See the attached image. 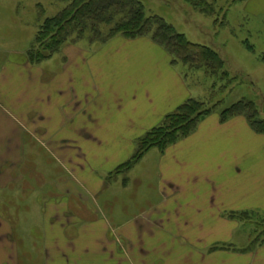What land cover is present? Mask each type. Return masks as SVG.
<instances>
[{"label":"rangeland","instance_id":"1","mask_svg":"<svg viewBox=\"0 0 264 264\" xmlns=\"http://www.w3.org/2000/svg\"><path fill=\"white\" fill-rule=\"evenodd\" d=\"M71 1L0 0V71L4 64H9V71L2 78L11 77V87L8 90H15V96L27 89H34L27 80L28 75L25 74L24 67L29 63L28 51L35 43L40 26L47 18L61 12ZM139 1L143 3L147 16L158 15L172 24L179 33L184 34L189 41L209 46L219 52L225 62V71H228L233 79L231 85L225 91L221 90L222 82L207 76L203 70L190 72L187 66L180 62L173 64V58L165 51L174 72L183 78L187 85L188 99H198L212 111L189 136L180 138L164 150L152 148L135 167L123 173H116V168L134 154L138 140L147 131L161 125L166 117L154 120L147 118L121 129H116L107 122L110 118L112 120V116H107V113L113 109L109 95L119 96V88L122 86H119L122 73H119L121 69L118 67L137 62H157L160 58H150L152 55L146 54L143 46L131 45L132 40L122 36H115L107 42H91L89 32L81 39L76 35L72 36L50 59L33 67L40 66L43 69L41 74L47 82L50 80L46 87L50 88L54 100L60 88L69 87L68 83L53 82L54 78L61 76L62 79H72V87L78 93L79 102H84L81 108L100 112L103 119L107 118L102 119L101 125L104 129L103 134H99L104 136L105 143L101 146L91 141L87 143L89 148L85 146L83 150H75L78 155L71 159L74 164L64 156V160L60 162L47 149L43 150V155L40 154V166L32 164V160L28 161L31 173L38 172V168H41V173L45 174L38 189L45 193L55 191L54 188L76 189L77 185L72 179L76 161L84 165L82 168L85 167L83 172L78 168V184L95 190L102 189L104 196L99 199L100 204L105 199V202L109 200L103 204L106 207L104 213L111 215L117 209L125 208L129 213L124 217L129 218L133 213L158 204L161 200V189L169 190L167 182H173L182 190L209 188L208 180L212 179L210 177L218 172V167L227 166L226 159H229L232 160V164L228 162L231 166L243 169V173H240L243 177L237 186L234 180L230 188L235 190L236 187L242 196H250L254 206L246 212L256 215H253L252 220L237 221L240 224L235 240L222 245L221 250L241 252L243 249H249L254 240H257L255 245L263 243L264 198L261 195L264 194V181L255 183L252 180L253 176H256L255 173L247 174V171L264 169V164L261 167L255 165L259 159L264 158V135L256 134L242 115L230 118L229 120L236 119L223 127L226 122L221 121L220 114L232 104L246 100L254 101L260 111V117L264 118V0H252L248 7L250 12L245 8L249 0H207L217 10V15L213 16L193 9L184 0ZM103 34L107 36V31L103 30ZM138 39L159 46L152 40L151 35ZM246 41L252 46V50L247 47ZM69 63L73 65L66 71L64 67L66 64L69 66ZM76 66L78 68H75ZM157 75H160V71ZM87 95L88 106L85 105ZM93 97L97 106H93ZM70 99V96L65 98V95L58 99L63 101V104L58 102V107L63 106L57 120V126L60 124L59 131L65 129H62L61 124L71 123L70 115L74 114L75 107L64 104V101ZM101 99L104 102H101ZM74 101L72 97L71 102ZM53 107L51 106V112ZM217 119L223 126L216 125ZM59 131L57 134H50H55L58 138L62 135ZM78 140L80 145H84L82 134H79ZM82 155H87V159ZM223 157L226 159H222ZM100 181L105 183L101 186ZM0 211L3 215L11 217L17 235L21 237L28 233L27 247L19 246L21 263H41L42 257L38 258L43 248L39 239L40 228L37 225L29 228L33 223L43 224L41 203H36L34 195L29 200L14 189L10 196L3 197Z\"/></svg>","mask_w":264,"mask_h":264},{"label":"crops","instance_id":"2","mask_svg":"<svg viewBox=\"0 0 264 264\" xmlns=\"http://www.w3.org/2000/svg\"><path fill=\"white\" fill-rule=\"evenodd\" d=\"M251 3L249 0L246 4L247 10ZM131 45L143 46L145 53L152 55H148L150 58L157 57L160 61L118 67L122 73L119 86H122L119 96L109 95L113 112L107 113L112 116L107 122L116 129L147 118L154 120L167 116L189 97L185 81L174 72L163 48L142 39L132 40ZM38 64L29 62L24 67L27 80L34 89H27L17 96L15 90H8L11 77L2 78L9 71V64H4L0 71V203L14 189L29 200L34 195L36 203H41L43 224L38 222L29 226L40 228L43 248L41 255L38 254V258L42 257L39 264H264V244L241 252L221 250L222 245L235 240L240 224L229 215L246 212L254 206L250 196H242L236 187L235 190L230 188L234 180L237 186L243 177L240 175L243 169L231 166L232 160L225 157L222 159H226L227 166L218 167V172L208 180L209 188L189 191L167 182L169 190L161 189L158 204L133 213L129 218L124 217L129 213L125 208H119L111 215L104 213L106 207L103 204L109 200L100 204L99 199L104 196L102 189L78 184V168L83 172L85 167L76 161L72 179L78 188H54L55 191L46 193L38 189L45 174L41 173V168L31 173L28 161L42 164L40 154L47 149L60 162L64 156L74 164L71 159L78 155L75 150L89 148L87 143L91 141L101 146L105 143L104 136L99 134H103L104 129L101 122L107 119H103L100 112L81 108L84 102H79L69 77L54 78L53 82L69 84L68 88L59 89L54 100L50 88L46 87L50 80L47 82L42 76L40 66H34L36 70L33 67ZM72 65L66 64L64 69L67 71ZM154 76L158 77L154 79ZM64 95L71 98L64 104L75 108L74 114L70 115L71 123L61 124L65 129L59 131L57 120L63 106L58 107V102L63 104V101L58 99ZM86 97L85 105L88 106L89 96ZM92 102L93 106L98 105L95 97ZM51 106H54L53 112ZM233 120L226 121L223 126L217 119L216 125L226 127ZM58 131L62 135L56 138ZM50 132L56 133L52 136ZM79 134L84 137V145L79 144ZM83 157L87 159V155ZM257 162L255 165L261 167L264 158ZM263 170L258 168L247 174L255 173L252 180L257 183L264 181ZM100 182L101 186L105 183ZM261 197L264 198V194ZM23 236L17 235L11 217L0 211V264H26L21 263L19 257V246L25 248L28 245V233Z\"/></svg>","mask_w":264,"mask_h":264},{"label":"trees","instance_id":"3","mask_svg":"<svg viewBox=\"0 0 264 264\" xmlns=\"http://www.w3.org/2000/svg\"><path fill=\"white\" fill-rule=\"evenodd\" d=\"M68 1V0H65ZM193 9L208 15H217V10L207 0H184ZM103 30L107 31L104 36ZM90 33V40L107 42L115 36L135 40L152 36V40L163 47L173 58V64L180 62L190 72L203 70L207 76L223 83L221 90L228 89L232 78L225 71V62L219 52L213 48L193 43L176 28L158 15L147 16L143 3L139 0H72L56 16L47 18L40 26L35 43L28 51V60L32 64L50 59L74 35L83 38ZM252 50V46L245 42ZM194 98L184 101L173 113L167 115L162 124L147 131L137 142L131 158L116 168L123 173L135 166L152 148L164 150L175 144L180 138L189 136L212 109ZM245 116L250 127L264 135V118L254 101L241 100L224 109L222 122L232 117ZM255 213L240 212L230 214L232 220H252ZM264 221V219H262ZM264 226V223H263ZM255 232V231H254ZM254 240L250 250L264 244Z\"/></svg>","mask_w":264,"mask_h":264}]
</instances>
